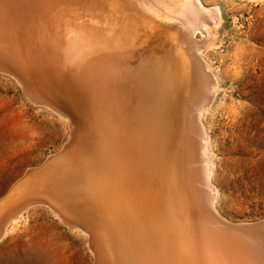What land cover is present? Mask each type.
<instances>
[{
  "label": "bare ground",
  "instance_id": "obj_1",
  "mask_svg": "<svg viewBox=\"0 0 264 264\" xmlns=\"http://www.w3.org/2000/svg\"><path fill=\"white\" fill-rule=\"evenodd\" d=\"M210 18L201 0H0V67L74 133L0 198V240L37 202L94 264H264V219L216 207L202 71L209 95L218 80L195 39Z\"/></svg>",
  "mask_w": 264,
  "mask_h": 264
},
{
  "label": "rangeland",
  "instance_id": "obj_2",
  "mask_svg": "<svg viewBox=\"0 0 264 264\" xmlns=\"http://www.w3.org/2000/svg\"><path fill=\"white\" fill-rule=\"evenodd\" d=\"M201 4L219 14L216 23L206 20L211 30L205 24L195 32L200 49L196 55L209 62L218 80L217 90L209 95L206 87L213 75L202 71L203 121L210 134L216 207L233 222L262 220L264 0ZM31 94L17 76L0 67V198L70 135L64 114ZM14 217L0 240V264H94L86 233L62 221L46 204L28 203Z\"/></svg>",
  "mask_w": 264,
  "mask_h": 264
},
{
  "label": "water",
  "instance_id": "obj_3",
  "mask_svg": "<svg viewBox=\"0 0 264 264\" xmlns=\"http://www.w3.org/2000/svg\"><path fill=\"white\" fill-rule=\"evenodd\" d=\"M11 72H12V71H11ZM73 135H74V133H71V134H70V137H69V139L67 140V142H65V144L63 145V147H62L61 149H59L54 155H57V154H59V153L65 151L66 147L69 146V144H70V142H71V140H72V138H73ZM50 157H51V156H50ZM50 157H47V158H46L41 164H39L38 166H36L35 169H36V168H39V167H41V166H43V165L48 161V159H49ZM23 175H24V174H23Z\"/></svg>",
  "mask_w": 264,
  "mask_h": 264
}]
</instances>
